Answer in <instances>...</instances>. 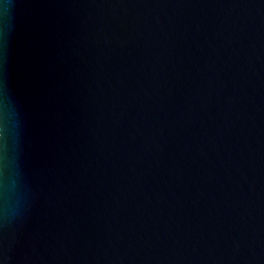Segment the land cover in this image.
Segmentation results:
<instances>
[{"label":"water","instance_id":"95a60500","mask_svg":"<svg viewBox=\"0 0 264 264\" xmlns=\"http://www.w3.org/2000/svg\"><path fill=\"white\" fill-rule=\"evenodd\" d=\"M0 264H264V0H3Z\"/></svg>","mask_w":264,"mask_h":264},{"label":"clouds","instance_id":"9594fccd","mask_svg":"<svg viewBox=\"0 0 264 264\" xmlns=\"http://www.w3.org/2000/svg\"><path fill=\"white\" fill-rule=\"evenodd\" d=\"M0 4H3V8L7 10L8 4L4 3L3 0H0Z\"/></svg>","mask_w":264,"mask_h":264}]
</instances>
